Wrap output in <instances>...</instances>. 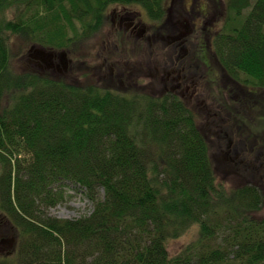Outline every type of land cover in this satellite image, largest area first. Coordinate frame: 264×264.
<instances>
[{"label":"trees","instance_id":"1","mask_svg":"<svg viewBox=\"0 0 264 264\" xmlns=\"http://www.w3.org/2000/svg\"><path fill=\"white\" fill-rule=\"evenodd\" d=\"M225 2L218 61L237 84L264 90V0ZM113 4L155 20L167 11L166 0H0V227L15 234L0 264H264L263 190L217 180L210 137L181 97L16 67V40L85 50ZM239 118L259 146L258 126ZM65 183L84 189L91 214H49Z\"/></svg>","mask_w":264,"mask_h":264},{"label":"rangeland","instance_id":"2","mask_svg":"<svg viewBox=\"0 0 264 264\" xmlns=\"http://www.w3.org/2000/svg\"><path fill=\"white\" fill-rule=\"evenodd\" d=\"M185 1L188 4V0ZM212 1L217 12L221 11L222 15L224 12L223 17L218 14L212 25H208L209 29L212 28L209 32L210 41L213 43V35L225 28L227 6L225 0ZM171 2L172 0H166L167 9L171 6ZM172 5H175V0ZM114 7L115 5H112L109 10L108 24L95 35L94 39L86 38L88 43L85 50L75 53L66 50L72 59V64L68 73L62 72V75H67L69 78L71 76L81 84L86 82H95L100 86L103 84L102 87H108L122 94L144 89L146 93L157 97L178 95L196 113L199 127L210 137L211 159L217 180L229 189L243 185L245 181H251L259 185L264 193V148H262L264 137L262 140L259 139L257 147L247 145L254 134L250 133L251 129L245 126L240 118H236L242 115V119L245 118L253 127L258 126L256 130L264 135V90L256 88L252 89V92L239 94L240 89L236 85L232 87L229 95L227 87L231 86V83L227 79L226 72L222 70L216 58L212 57V69L208 73L206 67L195 58L197 44L194 42L179 45V67L175 64L173 73L168 76L167 67L176 59V47L161 39L151 41V44L146 38L138 39L136 34L132 33L131 27L126 28L129 22L121 25L117 20L113 25ZM138 10L144 13V21L154 22L149 16L147 17L144 9ZM137 22L139 19L136 20ZM190 24V17L184 14L179 18V31H185ZM143 25L140 24L139 27L143 28ZM152 31L156 32L158 28H153ZM13 47L16 52L14 63L17 68H24V65L29 66L27 68H38L31 59L35 56L34 48L38 49L39 46L26 45L21 40H16ZM178 69L179 73L182 69L180 87L175 80ZM189 71L191 76L194 74L195 76L192 78L190 74L186 76ZM83 73H88V77L86 78V74ZM186 77L189 78L187 82H185ZM211 79H215L216 83ZM230 108L232 111H229ZM236 109L238 111L234 115L233 111ZM260 116L261 118H258ZM237 120L242 127L234 128L232 131L233 122L238 124ZM225 131L233 140V147H227L230 141ZM64 185L66 200L51 208L49 214L61 219H78L91 214L93 205L85 196L84 189L75 184ZM256 217L264 218V204ZM192 236L171 243L169 249L171 254L181 251ZM14 240L15 234L12 228L4 223L0 227V254H10L14 250Z\"/></svg>","mask_w":264,"mask_h":264},{"label":"flooded vegetation","instance_id":"3","mask_svg":"<svg viewBox=\"0 0 264 264\" xmlns=\"http://www.w3.org/2000/svg\"><path fill=\"white\" fill-rule=\"evenodd\" d=\"M173 2L174 0H172L171 6L168 7L164 17L161 19L155 20L154 22H151L152 24L148 21L143 20L145 18L144 13L138 10L139 8H141L140 5L113 4L115 5L113 25L117 23V20L120 21L121 25L124 22H129L127 23L126 28L131 27L132 33H135L138 39L146 38L150 44H151V41L153 42V41H157L158 39H161L163 40V42L168 43L169 45H174L176 47L175 48L176 59H174L172 63L168 64V67H167L168 76L173 73L175 64H177L179 67V58H180L179 57V45H182L183 43H186V42H194L197 44L195 58L197 59L199 63H201L204 67H206V70L209 73V71L212 69V66H211L212 57L216 58L217 62L219 61L217 58L216 49L213 46L214 41L213 43L210 41L211 34L209 30L212 31V28L209 29L208 25L209 24L212 25L213 21H215L218 18V14L222 15L221 11L220 12L216 11V7L213 4L212 0H188V4H186L185 0H175V5H172ZM134 9H137V10H134ZM212 10H214V12ZM184 14L190 17L191 24L186 27L185 31H182V30L179 31V18L183 16ZM223 16H224V12H223L222 17ZM147 17H148V14H147ZM210 17L211 19H209ZM137 19H139V22L136 23ZM140 24H144L143 28L139 27ZM153 28H158V31L156 32L152 31ZM163 28H165V30H163ZM214 37H215V34L212 37L213 40H214ZM53 53L55 54V56L50 61L49 59L48 60L42 59L41 57H38V56L34 57V59H31V61L34 64L35 63L37 64L36 66L38 67V69L52 71L56 75H60L64 71L63 65H62L64 61H67L69 63L68 69H70L71 64H72V59L69 57V54L62 55L59 53V51H53ZM219 65L221 66L222 70L225 71L223 66L221 64ZM180 72L182 73V69L180 70ZM181 73H179V69H178V75L175 78V80L178 82L179 87L182 85L181 82L179 84ZM189 74H190V78L195 76V74L191 76L190 71L188 72V74H186V76H188ZM226 74H227V79L229 83H231L230 84L231 86L227 87V89H229L227 90L228 94L232 92V87L236 85H238L240 89L239 94H245L246 92H252L251 87L246 88L244 85H241V84L239 85V83L237 84L232 78H230L228 73ZM216 76L218 77L217 74ZM188 80L189 78L186 77L185 82H187ZM211 81L213 83H216L215 79H211ZM187 90H185V92ZM239 117L236 116V118H239ZM239 124H240L239 121H238V124L237 123L235 124L233 122V128H237ZM233 128H231L232 131H233ZM238 128H240V126ZM224 133L230 141L227 147H233V144H232L233 140L230 139L229 133L226 131ZM255 140L256 142H258V138H256ZM251 147H253V145H251Z\"/></svg>","mask_w":264,"mask_h":264},{"label":"water","instance_id":"4","mask_svg":"<svg viewBox=\"0 0 264 264\" xmlns=\"http://www.w3.org/2000/svg\"><path fill=\"white\" fill-rule=\"evenodd\" d=\"M62 55H66V54L63 52ZM35 56L41 57L42 59H46V60L49 59V61H50V60L53 59L55 54L53 52H51V51H45L43 49H36L35 50ZM62 65H63V69L65 71H67L68 68H69V63L67 61H64L62 63Z\"/></svg>","mask_w":264,"mask_h":264},{"label":"bare ground","instance_id":"5","mask_svg":"<svg viewBox=\"0 0 264 264\" xmlns=\"http://www.w3.org/2000/svg\"><path fill=\"white\" fill-rule=\"evenodd\" d=\"M226 14H227V12H226Z\"/></svg>","mask_w":264,"mask_h":264}]
</instances>
